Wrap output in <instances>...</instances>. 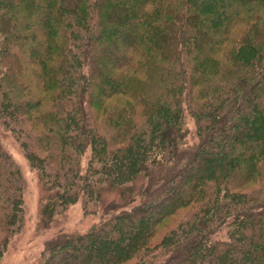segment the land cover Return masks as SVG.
<instances>
[{
    "label": "trees",
    "instance_id": "1",
    "mask_svg": "<svg viewBox=\"0 0 264 264\" xmlns=\"http://www.w3.org/2000/svg\"><path fill=\"white\" fill-rule=\"evenodd\" d=\"M25 64L33 82L55 88L41 134L24 124L43 100L28 87L22 95ZM108 100L102 133L92 104ZM1 111L8 131L49 154L27 152L55 190L42 206L47 226L81 197L116 209L48 241L38 264H264V0H0ZM107 184H125L121 201L140 204L104 205ZM22 190L0 142V258L24 221ZM180 210L192 213L149 245L154 223Z\"/></svg>",
    "mask_w": 264,
    "mask_h": 264
},
{
    "label": "rangeland",
    "instance_id": "2",
    "mask_svg": "<svg viewBox=\"0 0 264 264\" xmlns=\"http://www.w3.org/2000/svg\"><path fill=\"white\" fill-rule=\"evenodd\" d=\"M105 12H107V10ZM109 16L110 17L108 20L111 21V23L117 25L120 29L125 28V26L123 25L124 20L117 19L118 15L110 13ZM236 34H238V29L233 31L232 37L236 36ZM94 56L100 62H103L104 58L102 56L101 51L97 52V54ZM50 59L51 61L57 63L59 62L60 56L58 53H55L53 56L50 57ZM86 67L87 66L84 65L85 70ZM18 72L20 75H23L25 80H32V84L24 87V92L22 95H24V97L27 95L25 89H27L28 87L29 90L36 92V94H39L41 98H43L41 104H38L37 107L31 106V110L28 112L26 111V114L24 115V124L26 125V127L30 128L35 134L44 133L45 130L42 127V124L40 123L39 116L42 110L49 108L51 104V100L54 97L55 92L54 85H52V87L48 90H43L38 85V83L33 82L34 67L30 64H25L23 66V69L20 66ZM123 100L125 99L123 98ZM112 104L114 105L116 103L114 101L112 102V100H108L105 103L101 101L93 102L92 104L94 113L97 114L98 127L100 128V131L102 133L105 130L103 122L105 119H107V114L110 112ZM5 105H7L6 102ZM119 106H124V103L120 104ZM3 115L4 114L1 111L0 142L2 146L7 150V152H9L22 175L24 221L21 228H19L15 232L10 233L11 236L8 239V242L4 248V253L0 258V264H38L39 258L48 241L55 238L60 233L84 234L90 229H92L94 226H97L103 221H106L108 217L113 215L116 209L105 210V206L102 205L100 207H88L87 205L86 207L84 199L81 197L79 200L75 201V203L69 205L64 210L57 211V213L52 219L51 224L47 226L42 221V206L48 202L49 196L55 194V190H52L51 188H49L48 185H45L43 183L38 168H35L33 166L31 159L27 155V152H29L28 150H33V152L38 156V158L46 159L49 158V154L44 151L41 147L36 146L33 142L27 141V143L24 137L16 135V132L14 133L8 131L2 123ZM185 122L186 127L189 129L190 133L188 137V142L194 143L197 141V126L195 120L192 118L191 114H189L187 110L185 111ZM91 156L92 152L90 148L84 151L83 156L81 158L83 172L87 170L89 162L91 160ZM121 185L122 186H112L111 184H107L103 186L101 197L102 201L104 202V205H109L114 201H119L118 204L120 205L118 206H121L122 208H130L140 204L141 198L136 197L137 199L134 203H131L129 206H126L125 201H121V195L123 188H126L127 186H124L125 184ZM252 187L253 185L248 186L246 189ZM181 190H184L183 187L179 189L177 193V198L182 197ZM191 213V210H180L169 218H166L159 222H155V225L153 226L154 233H151L149 236V245H157L161 243L160 241H162V239L170 232L173 226H176L178 224V220L189 216ZM148 221L150 222V219H148ZM4 236L5 234L2 233L0 230V241L4 238ZM112 236L115 235L113 234ZM158 250L159 249H156L155 252ZM141 257L142 256H135L124 264H137Z\"/></svg>",
    "mask_w": 264,
    "mask_h": 264
}]
</instances>
